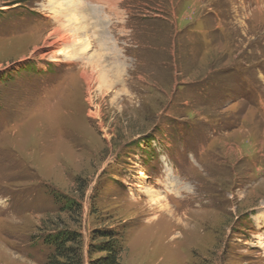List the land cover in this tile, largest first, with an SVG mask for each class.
<instances>
[{"label":"rangeland","instance_id":"374dc122","mask_svg":"<svg viewBox=\"0 0 264 264\" xmlns=\"http://www.w3.org/2000/svg\"><path fill=\"white\" fill-rule=\"evenodd\" d=\"M91 2L88 54L126 59L144 110L88 104L82 62L50 56L55 7L0 0V264H47L65 228L89 264L103 227L121 264H264V0Z\"/></svg>","mask_w":264,"mask_h":264},{"label":"bare ground","instance_id":"6f19581e","mask_svg":"<svg viewBox=\"0 0 264 264\" xmlns=\"http://www.w3.org/2000/svg\"><path fill=\"white\" fill-rule=\"evenodd\" d=\"M91 1L93 0H90L89 4L85 0H48V6L51 9L55 7L52 9L54 14L53 19L58 24L57 27L54 26V30L48 36L52 40L50 45L56 48L50 53V56L58 57L63 55L67 60L82 62L80 76L86 85L85 101L88 104L91 105L93 103L92 88L95 87L104 97L109 98L113 95L110 98V103L115 108H119L121 115L130 110L138 111L139 108L140 110H144L141 108L140 103V106H136L133 102L136 97L126 91V85L131 79L130 75H128L131 70L128 71L126 59L118 58L119 56L116 55L108 56V58H99L100 56L97 53L95 55L93 53L88 54L89 47L92 45L91 41L95 40L97 44L98 35L94 30H98L97 26L100 21L105 26L104 19L99 18L100 11L98 7ZM96 1L101 2V0ZM62 7L65 10L64 8L62 10ZM89 25L91 26L90 28ZM90 30L94 31L93 35H89ZM98 45H102L101 42ZM69 47H72V49H69ZM78 48H80L81 52L78 58H76L78 55L76 49ZM55 60L57 58H54ZM118 104L121 105L118 106ZM88 115L96 117L97 112L88 111ZM105 136L107 135L105 134ZM171 186L173 188L172 184ZM145 192L152 195L153 190L151 188L145 189ZM160 200L161 194L151 196L149 206L151 212L156 209L163 210L167 208Z\"/></svg>","mask_w":264,"mask_h":264},{"label":"trees","instance_id":"16d2710c","mask_svg":"<svg viewBox=\"0 0 264 264\" xmlns=\"http://www.w3.org/2000/svg\"><path fill=\"white\" fill-rule=\"evenodd\" d=\"M76 203L66 200L64 209H73ZM101 240L97 244L90 243L89 253H100L89 264H121L120 254L123 251V235L110 227L97 228L92 231V239ZM48 242L53 251L47 264H83V240L80 231L76 229H60L49 236Z\"/></svg>","mask_w":264,"mask_h":264}]
</instances>
